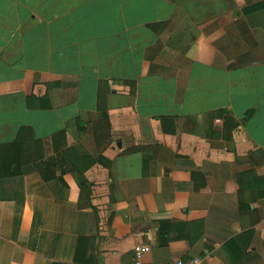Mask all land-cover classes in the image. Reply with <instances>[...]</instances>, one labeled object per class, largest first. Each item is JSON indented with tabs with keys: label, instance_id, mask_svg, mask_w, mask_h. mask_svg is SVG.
<instances>
[{
	"label": "crops",
	"instance_id": "crops-1",
	"mask_svg": "<svg viewBox=\"0 0 264 264\" xmlns=\"http://www.w3.org/2000/svg\"><path fill=\"white\" fill-rule=\"evenodd\" d=\"M21 126L0 264H264V0H0V145Z\"/></svg>",
	"mask_w": 264,
	"mask_h": 264
},
{
	"label": "trees",
	"instance_id": "trees-1",
	"mask_svg": "<svg viewBox=\"0 0 264 264\" xmlns=\"http://www.w3.org/2000/svg\"><path fill=\"white\" fill-rule=\"evenodd\" d=\"M225 115V126L232 127L235 125L234 120L228 117V112L223 111ZM252 114V110H247L243 117V122L246 121ZM77 129L80 132L91 131L93 133L97 148H100L107 140L110 139V125L103 112L101 118L94 122L90 129L84 126L78 119L75 120ZM17 148V155L21 163L36 162L43 158V144L41 139L33 137L32 129L28 126H21L15 136L14 141L8 145H0V154L5 153L9 148ZM89 163L94 162L93 158H85ZM5 172L0 170V176L5 175ZM13 174V173H12Z\"/></svg>",
	"mask_w": 264,
	"mask_h": 264
},
{
	"label": "built area",
	"instance_id": "built-area-1",
	"mask_svg": "<svg viewBox=\"0 0 264 264\" xmlns=\"http://www.w3.org/2000/svg\"><path fill=\"white\" fill-rule=\"evenodd\" d=\"M150 251L148 245L137 244L133 247V258L132 264H151L149 261L145 260V255ZM200 261L197 258H192L188 261L177 258L171 261L169 264H199Z\"/></svg>",
	"mask_w": 264,
	"mask_h": 264
}]
</instances>
